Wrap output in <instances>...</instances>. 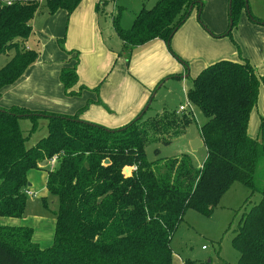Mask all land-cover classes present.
<instances>
[{
	"label": "trees",
	"instance_id": "trees-1",
	"mask_svg": "<svg viewBox=\"0 0 264 264\" xmlns=\"http://www.w3.org/2000/svg\"><path fill=\"white\" fill-rule=\"evenodd\" d=\"M81 1L12 0L8 5L0 0V55L15 49L0 69V96L38 58V50L25 44L39 8L44 5L50 14L59 9L71 14ZM113 1L99 0L97 12ZM230 1L224 35L247 10L246 0ZM202 5L198 0H158L150 8H141L131 28H121L120 15L113 23L130 55L155 39L171 40L193 8L201 11ZM251 18L262 23L252 14ZM63 43L59 39L64 49ZM77 52L76 62L60 73L67 96L88 89L84 85L74 89L79 81ZM261 93L264 98V75L243 57L218 60L198 73L187 100L206 118L200 137L207 157L200 168L185 153L161 162H149L146 155L147 145H167L184 134L193 120L188 117L192 111L144 119L145 112L139 120L111 129L80 118L92 101L74 115L0 106V218L24 217L27 173L32 169L47 172V188L59 199L54 241L48 247L34 241L31 227L0 222V264H172L171 242L186 211L209 213L235 182L251 192L245 206L255 194L260 196L242 214L232 239L240 254L236 264H264V171L256 180L260 166L264 168V110L257 135L249 133ZM24 118L32 123L28 132L21 126ZM42 118L47 120V134L28 146ZM167 132L169 138L164 136ZM43 161L46 166L40 165ZM184 264L205 263L188 259Z\"/></svg>",
	"mask_w": 264,
	"mask_h": 264
},
{
	"label": "crops",
	"instance_id": "crops-1",
	"mask_svg": "<svg viewBox=\"0 0 264 264\" xmlns=\"http://www.w3.org/2000/svg\"><path fill=\"white\" fill-rule=\"evenodd\" d=\"M198 1L203 4L201 11L195 6L191 14L196 10L195 14L200 17L201 12L200 15L210 27L207 30L212 35L225 31L229 26L230 0ZM98 3L99 0H82L71 14L64 9L50 14L44 5L39 8L31 20L33 33L25 44L27 48L38 50V58L16 83L4 89L0 96L1 107L17 105L31 110L74 115L88 101H92L80 114L82 120L111 129L120 128L144 110L161 77L176 72L184 74L185 78L189 77V63L201 58H205L207 63L202 65L198 73L218 60L239 61L242 58V54L237 56L235 47L220 41L223 36H213L217 39L213 43L206 41V49L198 47V34L201 31L196 21L186 28L188 19L175 32L170 43L173 51L183 59L173 56L175 54L171 53L167 42L162 39L138 46L130 57L125 54L121 58L120 49L116 50L105 40L96 9ZM240 19L241 26L251 29L255 28L252 26L264 27V18H259L262 23L255 22L248 10L242 13ZM254 30L260 37L256 42L249 43L243 58L249 60L259 75H264V36L259 34L261 31ZM59 39H64V49ZM75 51H78L79 81L74 89L78 90L83 85L88 89H84L78 96H67L60 81V73L63 67L72 66L76 62ZM260 98L263 102L259 108L263 113V93ZM251 117L249 133L256 136L258 118L253 113ZM5 221L0 219L2 224H9Z\"/></svg>",
	"mask_w": 264,
	"mask_h": 264
},
{
	"label": "rangeland",
	"instance_id": "rangeland-1",
	"mask_svg": "<svg viewBox=\"0 0 264 264\" xmlns=\"http://www.w3.org/2000/svg\"><path fill=\"white\" fill-rule=\"evenodd\" d=\"M158 0H114L105 9L99 11L101 28L106 41L110 42L116 50L120 49V57H125L129 54V50L125 49L123 43L120 42L113 19L116 15H120L119 25L123 29L131 28L135 15L143 6H151ZM249 6V14H254L259 18H264V0H247ZM194 10L188 18L186 28L191 23H197L198 29L201 31L198 34L199 41L197 46L204 48L208 45L206 41H216L213 36H223L220 40L226 45L235 47L237 56L245 53L248 50L249 43L256 42L260 37L255 33L254 29L261 31L260 35L264 36V27L241 26V21L231 30L229 35H224L225 31L215 35L208 32V24L204 21L202 14L198 17ZM246 13V10L244 11ZM241 20V19H240ZM196 25V24H195ZM210 28V27H209ZM214 32L213 29H209ZM214 34V33H213ZM171 53L173 56L179 57L173 51L171 44ZM15 49L12 48L7 53L0 55V69L4 67L14 55ZM128 57H130L128 55ZM227 59V58H226ZM207 63L205 58L197 59L189 63V77H184V74L179 72L170 73L161 77L162 79L156 84L152 90L150 98L152 101L150 108L146 111L144 119L150 118L161 113L177 112L181 104L187 105V91L193 86V80L198 74V71L203 64ZM181 63V62H180ZM263 99H258L257 107L252 112L258 118L257 129L259 127V118L262 114L260 106ZM146 107V106H145ZM144 107V108H145ZM192 111L188 117L193 118L191 123L187 125L186 132L173 138L170 144L151 143L146 147L147 160L149 162L164 161L180 154L190 156L193 165L200 168L207 157L206 148L201 146L196 150L192 149L191 142L197 137L200 138V126L206 121L205 116L194 107H188L186 112ZM142 113V112H141ZM252 115V114H251ZM137 117V116H136ZM135 117V118H136ZM252 120V117H250ZM30 119H22L21 126L28 132L31 128ZM251 126L249 122V127ZM108 128V127H107ZM181 128H176L175 131ZM47 134V120L42 118L39 129L31 137L28 144L36 142ZM170 132H167L165 137L169 138ZM251 135V134H250ZM251 136H254L253 134ZM255 137V136H254ZM159 148L160 153L157 154L155 149ZM53 166V165H52ZM263 166H260L256 180L262 178ZM126 174H130L125 170ZM27 179L30 186L28 189L33 195L27 196V204L25 215L20 219L0 218L5 219L9 224L14 226H29L33 229V239L42 248L52 245L56 230V214L59 208V199L56 195L49 192L47 188L48 174L41 169H32L27 173ZM251 192L247 186L240 182H235L221 197L218 205L209 213H203L197 210L189 209L184 215V220L175 231L171 246L174 254L172 264H184V261L199 260L205 264H236L239 259V252L235 250L232 244V239L236 234L238 224L242 214L247 212L251 205L260 199L259 194H255L248 206L245 202ZM5 221V222H6ZM7 224V223H6Z\"/></svg>",
	"mask_w": 264,
	"mask_h": 264
},
{
	"label": "water",
	"instance_id": "water-1",
	"mask_svg": "<svg viewBox=\"0 0 264 264\" xmlns=\"http://www.w3.org/2000/svg\"><path fill=\"white\" fill-rule=\"evenodd\" d=\"M230 6H231V1L229 2V7H230ZM191 9H192V8H190V10H191ZM246 9H247V10L249 9V6H248V3H247V0H246ZM200 13H201V12H200ZM200 13H199V16H200ZM172 37H173V35H172ZM170 43H171V40H169V41L167 42V44H168L169 47H170ZM151 101H152V97H151V99L149 100V102H148V104L146 105V107L144 108V110L142 111V113H140V114L135 118V120H139V119L143 116V114L148 110ZM191 146H192V149L196 150L197 148L203 146V140H202L201 138H196V139H194V140L191 142ZM109 162H110L109 159H106V160H105V164H108ZM46 164H47V162H46V161H43L40 165H41V166H46ZM126 171L129 172V169L126 168Z\"/></svg>",
	"mask_w": 264,
	"mask_h": 264
},
{
	"label": "built area",
	"instance_id": "built-area-1",
	"mask_svg": "<svg viewBox=\"0 0 264 264\" xmlns=\"http://www.w3.org/2000/svg\"><path fill=\"white\" fill-rule=\"evenodd\" d=\"M3 3H6L8 5H10L12 3V0H2ZM187 105L188 107H192L193 104L187 100ZM187 105H180L177 113H183L187 110ZM56 161V157H54L52 160H51V163L54 164ZM29 195H33V193H31L29 190L26 191Z\"/></svg>",
	"mask_w": 264,
	"mask_h": 264
}]
</instances>
